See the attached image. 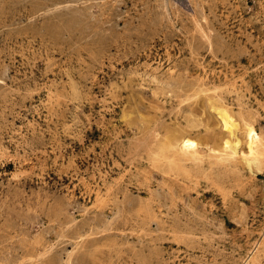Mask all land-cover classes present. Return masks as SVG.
<instances>
[{
	"label": "rangeland",
	"instance_id": "1",
	"mask_svg": "<svg viewBox=\"0 0 264 264\" xmlns=\"http://www.w3.org/2000/svg\"><path fill=\"white\" fill-rule=\"evenodd\" d=\"M0 264H264V0H0Z\"/></svg>",
	"mask_w": 264,
	"mask_h": 264
},
{
	"label": "bare ground",
	"instance_id": "2",
	"mask_svg": "<svg viewBox=\"0 0 264 264\" xmlns=\"http://www.w3.org/2000/svg\"><path fill=\"white\" fill-rule=\"evenodd\" d=\"M215 112L216 115L219 117L221 123L223 124L224 128L230 133V135H234V131L238 129L239 124L234 120L229 109L225 106H220V107H216ZM245 137H246L247 151L242 153L239 152L238 145L232 147L231 141L226 140L223 149L220 152L217 151L218 153H216L215 157L219 161L229 162V163H234L235 160L238 159V157H240L242 160L248 163L254 161L256 162L260 154H262L263 139L260 133H258L257 130L251 125H248L246 127ZM196 147L197 144L195 141L185 136L182 137L180 142V150H179L181 156H179V158L192 156L195 157L196 159H199L197 155L198 150L196 149ZM69 263H71V260H69Z\"/></svg>",
	"mask_w": 264,
	"mask_h": 264
}]
</instances>
